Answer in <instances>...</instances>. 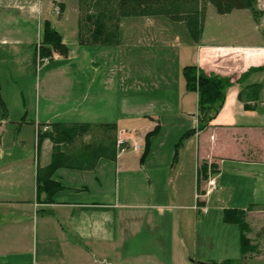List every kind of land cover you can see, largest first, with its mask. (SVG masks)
<instances>
[{
  "label": "crops",
  "instance_id": "1",
  "mask_svg": "<svg viewBox=\"0 0 264 264\" xmlns=\"http://www.w3.org/2000/svg\"><path fill=\"white\" fill-rule=\"evenodd\" d=\"M37 2L0 0V9L35 15L42 12ZM58 9L63 20L44 22H52L68 45L62 28L74 15ZM258 10L249 29L262 38L246 45L232 43L237 26L205 39L207 18L196 44L182 23L132 17L121 21L118 45L81 46L76 19L71 35L81 53L68 45V57L54 55L47 62L39 56L42 34L22 43L16 36L29 35L25 28L0 27V80L3 64L15 84L24 73H35L34 66L38 75L33 118L10 122L4 100L6 114L0 106V264L239 260L240 229L223 221L224 212L264 204V0H258ZM223 35L227 41H219ZM132 51L135 69L127 72ZM84 64L82 75L77 65ZM189 65L230 77L232 86L210 127L188 138L175 161L177 143L198 126L199 95L187 90L183 74ZM54 122L116 124L127 149L115 161L101 159L92 171L57 169L52 177L63 188L46 202L45 195L39 200L37 176L52 162L53 143H39L37 130ZM9 123L16 125L14 135L4 138ZM26 125L34 127L31 138L22 133ZM134 144L142 149L135 151ZM203 163L218 167L210 176L217 178L218 193L209 200L198 199L207 187L200 179ZM256 215L264 211L248 214L251 227Z\"/></svg>",
  "mask_w": 264,
  "mask_h": 264
},
{
  "label": "trees",
  "instance_id": "2",
  "mask_svg": "<svg viewBox=\"0 0 264 264\" xmlns=\"http://www.w3.org/2000/svg\"><path fill=\"white\" fill-rule=\"evenodd\" d=\"M79 11L78 42L81 46L119 44L121 21L132 17H163L174 23L186 26L192 41L196 44L203 39V29L207 18V8L211 4L220 15L235 10H249L258 21L260 11L258 0H76ZM70 49L62 35L49 21L45 22L42 42L39 47L41 59L54 55L68 57ZM251 72V71H250ZM249 72V73H250ZM187 90L199 95L198 126L186 132L176 145L175 161L184 142L197 132L206 131L224 106L226 91L232 86L230 77L206 73L197 65L183 69ZM244 75L241 79L246 77ZM240 79V80H241ZM258 87H249V89ZM256 99V98H254ZM0 104L6 114L1 97ZM247 109H250L246 105ZM38 141L49 139L53 143L52 162L38 169V196H46L44 201L52 202L54 194L63 188L53 179L59 168L92 171L101 159L115 161L119 153L118 128L116 124L61 123L42 124L37 130ZM146 154V152H145ZM200 179L208 181L218 172L214 164L203 163ZM205 193V190L203 192ZM264 211V204H252L248 209H227L223 221L238 225L241 233L242 256L239 260H227L211 264H247L259 252L257 243L249 238L252 229L247 221L248 214ZM204 264V263H199Z\"/></svg>",
  "mask_w": 264,
  "mask_h": 264
},
{
  "label": "rangeland",
  "instance_id": "3",
  "mask_svg": "<svg viewBox=\"0 0 264 264\" xmlns=\"http://www.w3.org/2000/svg\"><path fill=\"white\" fill-rule=\"evenodd\" d=\"M49 1H51L50 4L51 6L48 5ZM62 2L63 1L60 0H38L37 3H39V5L41 4L42 12L38 11L36 12L35 15L27 13L28 12L27 10L26 12H23L22 15L21 14L18 15V12L12 10L7 11L6 9L2 8L0 9V27L2 28L3 27L7 28V26L10 28L14 27L15 31L25 28L27 34L29 35H19L16 33L17 34L16 38L22 43H28V39H30L31 37L37 38L38 36H41V34L43 36L44 26H45L44 18H47L50 21L54 22V25H57L59 21L63 20V18H61L56 14V10H54V8L59 7L61 9V13H63L64 9H68L69 10L68 13H72L74 17L71 16L70 17L71 19H68L69 22L65 26L66 28L64 27L62 29L65 31L64 33L68 41V45L69 46L73 45V52H78L79 54L81 52L77 49L78 47H76L79 44L74 42V38H72L71 35V29L74 26L73 23L76 19H77V25H79L78 3L76 0H72V1L67 0L66 2L63 3ZM74 8L77 9L78 11L77 17L75 16ZM250 15L251 12L249 10H237L235 11L234 15L230 17L222 16L217 13L213 5L209 4L207 8V23L204 30L205 39L209 40V39H213L214 37H217L218 35L222 36L221 30L226 31L228 28H233L234 26H237L239 28L238 31L239 35L235 38V41L232 42L233 44L246 45V44L257 43L258 39L262 38V36L261 35L258 36L257 32H255L256 34L254 35L250 32L249 27L254 26L252 19L250 20ZM68 35H70V38L67 37ZM40 38L41 37H39L38 40L36 39V41L39 42ZM227 38H229V36L223 35V37L220 38L219 41L222 40L227 41ZM30 41L32 42V40ZM82 48H86V47H82ZM193 50L191 51L192 53L191 56L194 60L195 52H193ZM31 51L35 52L34 49ZM79 57L80 56H77L76 58ZM134 58H135V51H132L129 60L127 61V70H126L127 72H134L135 69ZM191 61L192 60H189L187 62L190 63ZM33 68L35 73H29V74L24 73L25 77L23 78V80L17 81V84H15V82L11 80L10 74L6 72L5 64H3L4 73L2 72L1 74L2 80H0L1 97L4 100L5 104L10 109L11 112L9 119L10 122H17V121L22 122L24 116L28 117L29 115V117L33 118L35 115L37 109V103H38L37 100L38 75H36L35 66ZM77 68L78 70L81 69L82 75L86 74V70H85L86 64L81 66L77 65ZM15 127L16 125L12 126L9 123L4 138H9V137L12 138L14 135ZM33 129L34 127L26 125L22 133L25 137L31 138L33 136ZM250 222L252 224L251 228L253 229L252 230L253 233L251 234V237L253 239L255 238V240L257 241V244L259 246V252L256 253L255 256H252V258L248 260L246 263L264 264V216L256 215L255 217H252V221Z\"/></svg>",
  "mask_w": 264,
  "mask_h": 264
},
{
  "label": "built area",
  "instance_id": "4",
  "mask_svg": "<svg viewBox=\"0 0 264 264\" xmlns=\"http://www.w3.org/2000/svg\"><path fill=\"white\" fill-rule=\"evenodd\" d=\"M58 13H60V9H58ZM49 59L45 58L42 61L43 62H47ZM118 146H119V151L121 153H123L126 149H127V142L124 138H119L118 139ZM133 149L135 151H140L142 149L141 145L139 144H134L133 145ZM218 193V182H217V178L214 177H210L209 180L207 181V187L205 189V193H201L198 195V199L199 200H209V198L212 195H215ZM202 212L204 214L208 213V207L206 205H203V207L201 208Z\"/></svg>",
  "mask_w": 264,
  "mask_h": 264
}]
</instances>
